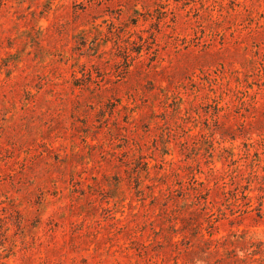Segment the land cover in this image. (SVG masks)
Segmentation results:
<instances>
[{"label":"rangeland","instance_id":"rangeland-1","mask_svg":"<svg viewBox=\"0 0 264 264\" xmlns=\"http://www.w3.org/2000/svg\"><path fill=\"white\" fill-rule=\"evenodd\" d=\"M0 264H264V0H0Z\"/></svg>","mask_w":264,"mask_h":264},{"label":"trees","instance_id":"trees-1","mask_svg":"<svg viewBox=\"0 0 264 264\" xmlns=\"http://www.w3.org/2000/svg\"><path fill=\"white\" fill-rule=\"evenodd\" d=\"M211 169L213 170V168H211ZM145 171H146V172H148V169H147V170H145ZM213 171H214V170H213ZM253 172H254V173H257L255 170H254ZM258 176H259V175H258ZM192 178L194 179V177H193V176H192ZM248 183H249V185H250V183H251V182L249 181ZM245 189H247V188H244V190H242V191H241V193H242V194H244V193H245ZM196 191H198V189H196ZM199 193H200V192H199ZM235 199H236V198H235Z\"/></svg>","mask_w":264,"mask_h":264}]
</instances>
